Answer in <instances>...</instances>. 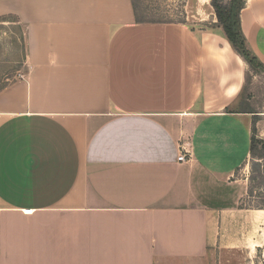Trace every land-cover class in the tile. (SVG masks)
Segmentation results:
<instances>
[{"label":"crops","instance_id":"0c3cea01","mask_svg":"<svg viewBox=\"0 0 264 264\" xmlns=\"http://www.w3.org/2000/svg\"><path fill=\"white\" fill-rule=\"evenodd\" d=\"M5 15L29 71L0 90V264H201L239 246L230 229L257 238L238 171L264 113L221 27L140 22L134 0H0ZM241 23L264 63V0Z\"/></svg>","mask_w":264,"mask_h":264},{"label":"rangeland","instance_id":"374dc122","mask_svg":"<svg viewBox=\"0 0 264 264\" xmlns=\"http://www.w3.org/2000/svg\"><path fill=\"white\" fill-rule=\"evenodd\" d=\"M229 0H223L228 3ZM138 19L141 21H185L190 24L213 28L218 23L213 0H134ZM205 19V20H202ZM216 20V21H214ZM215 28V27H214ZM247 72L245 93L248 107L264 113V69L250 67ZM29 71L26 47V27L12 17H0V90L22 78ZM261 117V116H260ZM264 117V116H262ZM264 159L251 158L238 175L249 176V192L242 202L244 208L264 206ZM257 229L241 225L230 229L227 237L235 236L238 244L233 249H212L201 264H264V221ZM255 238V241L251 240Z\"/></svg>","mask_w":264,"mask_h":264},{"label":"trees","instance_id":"16d2710c","mask_svg":"<svg viewBox=\"0 0 264 264\" xmlns=\"http://www.w3.org/2000/svg\"><path fill=\"white\" fill-rule=\"evenodd\" d=\"M134 6L136 8L135 3ZM213 6L218 18V23H215L216 25H214V27H221L223 29L233 49L246 60L250 67L255 70L264 69V63H262L253 50L250 49L246 36L242 30L241 12L246 6V0H229L228 3H224L223 0H213ZM138 21L144 22L139 19ZM252 132L251 156L252 158L264 159V138L258 136L256 120L253 122ZM261 208H264V206Z\"/></svg>","mask_w":264,"mask_h":264},{"label":"built area","instance_id":"2783aa9c","mask_svg":"<svg viewBox=\"0 0 264 264\" xmlns=\"http://www.w3.org/2000/svg\"><path fill=\"white\" fill-rule=\"evenodd\" d=\"M179 160H181V161L188 160V159H187V155H186V153H182V154L179 156ZM31 211H32V209H27V210H26L27 213H30Z\"/></svg>","mask_w":264,"mask_h":264}]
</instances>
